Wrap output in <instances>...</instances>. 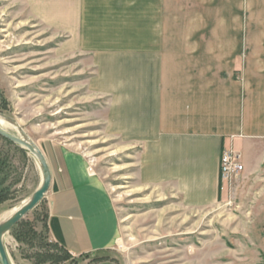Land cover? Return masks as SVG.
I'll use <instances>...</instances> for the list:
<instances>
[{"label": "rangeland", "instance_id": "1", "mask_svg": "<svg viewBox=\"0 0 264 264\" xmlns=\"http://www.w3.org/2000/svg\"><path fill=\"white\" fill-rule=\"evenodd\" d=\"M131 2L124 18L85 19L65 17L82 14L69 11L72 0L52 10H36L34 0H0V114L41 147L53 177L64 155L79 167L83 187L105 196L117 224L107 250L65 254L47 230L49 189L6 234L12 263L264 264V132L249 148L234 146L242 168L221 177L214 202L192 204L178 180L164 176L170 132L155 122L148 132L136 122L133 131L120 103L136 89L134 68L165 64L162 71L188 83L196 76L219 102L226 94L229 108L243 101L257 114L264 104V0ZM131 8L149 19L130 17ZM41 181L36 158L0 135V223Z\"/></svg>", "mask_w": 264, "mask_h": 264}, {"label": "crops", "instance_id": "2", "mask_svg": "<svg viewBox=\"0 0 264 264\" xmlns=\"http://www.w3.org/2000/svg\"><path fill=\"white\" fill-rule=\"evenodd\" d=\"M58 1L61 0H34L37 4L35 7H38L36 10L43 7L52 10L50 4ZM131 1L127 0L128 6L125 7L124 0H72L73 6L69 11L82 14L65 17L124 18ZM118 2L121 5L114 4ZM97 9H104L108 15L101 14L102 11ZM138 13L136 11L130 17H150L148 12L144 15ZM164 66L159 64L156 67L157 72L161 69L159 74L154 69L149 71V67L134 68L132 71H136V76L132 81L136 82V89L130 95L121 96L120 103L130 115L133 131L137 128L136 122L138 126L141 125L138 129L143 128V132H148L150 125L155 122L170 132L173 137L170 140L174 141L163 144L164 176L168 173L169 178L172 175L178 180L180 191L186 194L190 203L210 204L220 191V160L224 148L239 146L245 149L252 139L263 134L264 114L261 111L264 110V104L258 103L259 111L255 115L245 110L243 101L240 108L234 110L229 108L226 94L221 96L225 100L219 102V94L209 91L207 86L204 88L201 80L196 83V76H190L194 83H188L181 75L162 71L161 67ZM258 77L261 80L263 76ZM204 89L208 91L204 93ZM64 158L66 163L63 162L59 171L54 172L50 187L49 232L56 242L73 255L107 250L117 236L115 213L104 195L90 188V184L83 187L82 182L86 180L81 170L71 164L67 156L64 155Z\"/></svg>", "mask_w": 264, "mask_h": 264}, {"label": "water", "instance_id": "3", "mask_svg": "<svg viewBox=\"0 0 264 264\" xmlns=\"http://www.w3.org/2000/svg\"><path fill=\"white\" fill-rule=\"evenodd\" d=\"M2 117L14 125L19 135H16L0 125V135L8 140L20 145L24 149L28 150L37 160L42 181L40 186L32 195L7 219L0 223V264H13L5 244V236L10 230L30 211H32L45 197L52 184V170L48 163L45 153L41 147L30 137L26 130L17 122L16 119L1 114Z\"/></svg>", "mask_w": 264, "mask_h": 264}, {"label": "built area", "instance_id": "4", "mask_svg": "<svg viewBox=\"0 0 264 264\" xmlns=\"http://www.w3.org/2000/svg\"><path fill=\"white\" fill-rule=\"evenodd\" d=\"M242 154L232 148H224L221 156V177L225 180L231 179L242 168Z\"/></svg>", "mask_w": 264, "mask_h": 264}, {"label": "bare ground", "instance_id": "5", "mask_svg": "<svg viewBox=\"0 0 264 264\" xmlns=\"http://www.w3.org/2000/svg\"><path fill=\"white\" fill-rule=\"evenodd\" d=\"M0 125L2 127H4L5 129L9 128V124L7 123V121L2 117V115L0 114ZM25 202V201H24ZM23 204V203H22ZM21 204V205H22ZM20 205V206H21ZM20 206L16 207V208H12L8 211H6L4 214H2V221H4L5 219L9 218Z\"/></svg>", "mask_w": 264, "mask_h": 264}, {"label": "trees", "instance_id": "6", "mask_svg": "<svg viewBox=\"0 0 264 264\" xmlns=\"http://www.w3.org/2000/svg\"><path fill=\"white\" fill-rule=\"evenodd\" d=\"M5 138V137H4ZM7 139V138H6ZM8 140V139H7ZM10 141V140H9ZM12 142V141H11ZM14 143V142H12ZM47 230L49 231V224H47ZM55 246H59L63 251H65L64 253H70L69 250L67 248H65L63 245H60L58 242L55 241Z\"/></svg>", "mask_w": 264, "mask_h": 264}]
</instances>
